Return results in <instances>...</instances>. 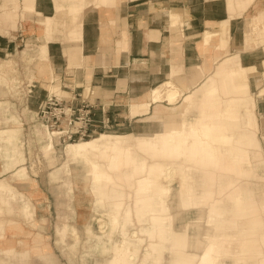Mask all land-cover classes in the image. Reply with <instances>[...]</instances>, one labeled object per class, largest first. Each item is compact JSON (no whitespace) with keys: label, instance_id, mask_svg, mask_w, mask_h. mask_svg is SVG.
I'll return each mask as SVG.
<instances>
[{"label":"bare ground","instance_id":"obj_1","mask_svg":"<svg viewBox=\"0 0 264 264\" xmlns=\"http://www.w3.org/2000/svg\"><path fill=\"white\" fill-rule=\"evenodd\" d=\"M46 1L23 0L20 8L23 9L21 15L23 17H32V13L38 15L39 19L37 20L42 21L39 24L40 32L43 34L46 27L52 26L50 24L52 19L57 20V23L53 24L59 26L58 19H54L51 14H43L42 7L46 5ZM50 1H52V6L56 11H63L66 16H69L67 19L70 20L72 27L67 38L70 41L81 40L83 18L91 7H110L117 3V0ZM13 3L15 4V0ZM176 11L178 13L169 12L172 26L175 29L179 27L180 21H182L181 11ZM15 14L11 13L9 8L3 11L4 17L13 18ZM218 31L220 29L204 32L202 43L204 50L215 45L216 35L222 36L221 31ZM43 49L47 52L46 47ZM214 59H218V54L213 55ZM256 62H259L264 68V48L262 54L251 56V61L245 60L242 54L233 52L232 55L226 56L218 62L217 75L209 74L195 92H186L183 87L178 86L172 80H167L141 96L153 104L154 115L159 116V118L164 115L166 110L178 106L180 111L174 112L165 121H143L135 125L137 126L136 129H101L94 136L70 140L62 146L63 159L60 170L67 175L73 173L74 176H77L78 171L74 165L82 166L83 176L87 181L90 180L93 183L89 191L94 193L96 204L103 208L104 213L110 218L111 231L107 233L108 237L113 236L114 231L121 223V210L125 198L124 182H128L129 186L133 187L137 209L142 212L145 211L147 220L154 225L152 231H147L152 251L149 247H144L145 254H151L156 248H160L161 251L164 250L166 243L174 238L176 245L183 248L180 254L183 259H173L171 264H211L215 260L213 252L216 243L211 238L213 225L206 209L197 208L196 214L190 218L184 214L186 210L196 208L192 197L196 174L208 182L214 179V172L219 169L236 171L241 174L252 173L250 153L245 145L259 146L260 141L257 136L259 121H256V116L247 105H244L245 108L243 109H238L237 104L239 102L249 101L247 96L240 98L236 95L228 99L222 98L221 87H226L227 82L226 80L223 81L221 76L222 74L227 77L234 76L237 71L248 68L250 64H258ZM3 65H0L1 77L7 73V62ZM35 66L38 67L36 77H44L50 74V64L47 62H38ZM52 67L54 68L53 65ZM261 76L260 71H255L251 75V85L254 89L256 85L258 86L255 100L257 102H260L264 97V82L261 83ZM41 83L47 86L48 96L61 93L58 78L52 77L45 82L41 81ZM4 85L1 93L7 94L10 88L7 83ZM164 85L165 87L167 85L168 89L166 94L164 93L166 98L161 100ZM247 86L243 89V95L244 93L249 94L251 90ZM261 87L263 88L259 89ZM37 93L40 91L37 90ZM132 100L136 101L137 98ZM177 101L179 105H176ZM1 103L9 105L10 101L4 98L0 100ZM259 115L264 127V112L261 111ZM42 124L46 126L44 123ZM22 129L21 126L14 124L3 126L0 128V140L4 141L7 146L21 142ZM36 132L40 140L43 141L44 154L50 157L57 150L55 143L57 141L53 139V137L57 139L55 133H52L47 126L46 129L37 126ZM121 146H134V148L130 151L119 152L118 149ZM136 149L143 152L137 153ZM7 152L8 149H5L3 155H6L9 160H13L12 157L7 156ZM253 154L255 155L254 152ZM18 156L22 164L12 171L11 177L18 180H28V184L36 186L38 183L30 177L28 168L23 163L25 160L24 152L21 151ZM115 169L122 173V180L119 179L121 177L117 173L116 175L113 173ZM52 177L53 180L62 178L57 171L52 172ZM6 178V176L0 178V264H34L32 257H28L27 253L29 247L35 248L36 244L28 245L22 241H29L34 237V232L26 226L25 222L31 226H39L36 210L32 200L23 191L6 181ZM176 178H178L177 184L175 183ZM66 183L67 180L64 181V184ZM231 185V182L225 184L220 182L217 192H221ZM212 192L208 190L207 195L211 196ZM16 201H19L18 209L25 218L24 221L19 217L20 212L15 211L14 202ZM242 203L244 207L252 205V194L249 188L244 189ZM124 210L131 217L130 208L128 210L124 208ZM179 221L183 222V225L192 226L193 232L182 234L174 231L175 229L172 228ZM67 230L73 234V237H78L76 226L68 224L63 229H58L63 240ZM132 233L134 234L135 230L130 232V235ZM138 238L142 245L145 238ZM71 248L75 251L77 244L72 245ZM111 248L114 256L108 264H123L126 254L130 252L129 256L132 258L138 250V248L132 247L125 237L121 239L119 244ZM84 260L83 263L88 264L85 257ZM260 262L264 264V257L261 258Z\"/></svg>","mask_w":264,"mask_h":264},{"label":"crops","instance_id":"obj_2","mask_svg":"<svg viewBox=\"0 0 264 264\" xmlns=\"http://www.w3.org/2000/svg\"><path fill=\"white\" fill-rule=\"evenodd\" d=\"M51 2L47 0L46 5L42 7V11L44 14H51L54 19H58L59 26L53 24L57 23V20L52 19L50 21L52 26L46 27L43 40L33 45L32 50L28 51L34 56L31 60L36 63L47 62L50 64V69H54L52 65L61 67L62 70L73 67L76 72H79L80 77L85 78V80L90 79L94 87H99L102 93L108 91L115 93V103L122 104L124 111H120L121 106L110 105V108L112 111L117 109L118 113L116 114H123L125 117V113L128 112L129 119L130 117L139 116L135 125L143 121H165L174 112L166 110L164 115L159 118V116L154 115V107L151 106L148 113L137 112L134 114L131 113L129 108L130 100L144 96L167 80H172L178 86L183 87L185 91H194L196 88L201 87L206 77L211 74L210 71L216 64L213 63L215 62L213 55H225L219 59L221 61L226 56L232 55L233 52H238L244 56L245 60L251 61V56L262 54L264 47V33L262 31L259 33L260 30L264 29V0H117L115 6L96 7L97 9L91 7L87 11L83 18L82 38L78 41H70L67 38L72 27L70 20L67 19L69 16H66L63 11H56ZM10 3L12 4L13 0ZM2 4L3 1L0 0V17L3 18L0 30L3 33L15 29V26L20 23V19H25L28 23L32 22L30 26L27 25V28L30 30L37 29L40 32L39 24L42 21L37 20L39 17L36 19L37 25L31 21V17L19 16L20 18L17 17L15 20L8 17L4 18L1 9ZM175 8L181 11L180 14L182 13L180 15L182 21H180L177 29L172 26L169 16L170 10ZM17 13L19 15V11ZM32 14L36 15L35 13ZM61 15L66 16L65 21L61 20ZM224 28H229L227 46L219 47L216 44L210 49L204 50L202 44L204 32L216 29L222 31ZM259 34L261 41L259 40ZM59 36H62L66 44L58 47L57 53L54 54L51 49L55 43L50 41L57 39ZM248 38L249 42H247ZM60 44L62 45V43ZM43 47L47 48V52L44 51ZM12 48L11 39H7L5 34L0 33V53L11 51ZM256 63H258L259 70L263 74V67L259 62ZM36 69L38 70V68ZM62 76L67 78L64 73ZM69 79L73 80L74 78ZM255 87L258 88L257 85ZM263 101L264 97L259 102V108L264 107ZM27 105L30 107L29 100ZM0 110L4 111L2 108ZM12 116L17 120L16 114H12ZM10 120L12 119L5 116L4 120H0V122L6 125ZM136 128L137 126H135ZM257 133L260 141L259 146L247 148L250 153L252 173L239 174L236 171L219 169L214 172V179L208 182L200 178L199 174H196L192 197L198 202L199 206L188 209L183 214L190 218L193 214H196L197 208L206 209L209 214L213 225L211 238L216 243L213 252L215 260L211 264H261L260 260L264 257V143L263 133L261 132L262 135L259 131ZM28 134L29 132H26L23 136L26 157L29 153L27 150L29 145ZM6 147L8 146L5 145L2 148ZM3 153L4 150L0 153V159L4 157L6 164L5 167H2L1 161L0 174L10 167L17 166L19 162L21 163V161L9 160ZM74 166L79 167L78 164ZM60 167L61 164H58L51 170L50 178H53V171L59 172L61 177L67 175L60 170ZM77 171L80 174L78 169ZM220 182L224 184L231 182L232 185L221 192H217ZM245 188H249L252 194L251 204L253 205L247 207H244L242 203ZM208 190L213 191L211 196L207 195ZM41 191L43 194L39 192L33 195V198L35 199L38 224L47 231L51 228L53 220H55L54 224L59 220V208L56 210L53 197L49 196V193L46 196L43 189ZM74 201V223L70 221H59L57 223L56 244L69 247L72 252V256L69 257L77 258L82 264L85 261L84 257L86 262L89 263L87 256L91 260L90 264H108L114 255L110 259L109 256L101 261L96 259L93 253L94 239H90L89 248H86L77 256L80 241L79 227L85 224L89 213H86L87 207L85 208L86 212H84V204L80 202V198H77V194ZM253 210L255 212L251 214ZM137 216L139 222L135 223H130L134 219L127 216L130 222L126 230L130 237H132L130 232L133 230L145 231L147 234V231L154 229L153 224L149 223V226H147L144 222H140L141 220L144 221L143 218H147V215L137 214ZM64 217L65 215H62L61 218ZM182 223L181 221L176 222L175 227L173 226L172 229L182 234L193 232L192 226L183 225ZM25 224L34 232V226L29 225L27 222ZM68 224H74L78 231V237H73L74 241L70 244L67 243L66 239L63 240L58 232V229H63ZM91 226L89 222L87 228L90 231H92ZM105 226L106 228L102 231V234L98 235L101 241L97 244H104V247L119 244L121 240L114 238V234L112 237L107 236V233L111 231V228H107L110 226V219L109 221L105 220ZM68 233L73 236L69 230H67L66 235ZM90 233L94 234L93 231ZM104 237L109 241L111 240L112 243L108 245L107 239L106 241L105 239L102 240ZM147 237L148 242H150V237L148 235ZM126 241L129 244H134H131L132 247L138 243L139 246H142L139 238L128 237ZM175 241L176 239H171L169 244L166 243L164 250L161 251L160 248H156L149 255L144 252L131 258L129 254H126L122 263L171 264L177 258L183 259L180 256L183 248L176 245ZM74 244H77L75 251L71 248ZM48 245V243H45L43 247L48 249ZM136 253H138V250ZM34 256H32L33 263L37 264ZM50 258L51 263L47 260L48 263L59 264L57 257Z\"/></svg>","mask_w":264,"mask_h":264},{"label":"rangeland","instance_id":"obj_3","mask_svg":"<svg viewBox=\"0 0 264 264\" xmlns=\"http://www.w3.org/2000/svg\"><path fill=\"white\" fill-rule=\"evenodd\" d=\"M2 1H3V4L1 5V9L3 11H5V9L9 8V11L11 13H16L15 15H13L14 20L19 16L21 17V15L23 13V9H20V8H21L23 0H15V4H13V3L11 4L10 3L11 0H2ZM166 10H167V8H166ZM174 10L175 9H171L170 11L177 12L176 10L175 11ZM18 11H19V15L17 13ZM0 16H1V14H0ZM37 17H38V15L32 14L31 21H33V23L35 25H37V21H36ZM60 17H61V20H63V21L66 20V16L61 15ZM8 18H10V17H8ZM2 19L3 18L0 17V24L2 22ZM19 22L20 23L17 26H15V29L10 30V32L8 31L6 33H3V31L0 30V33L5 34L7 39H11V42L13 45V48H12L13 50H11V51L9 50L8 52H1L0 53V65H3V63L7 62V66H6V68H7L6 72L7 73H5L4 77H1V75H0V100L7 98L11 103L9 105L3 104V103L0 104V108H2L4 110V111L0 110V120H4L5 116H6V118L12 119V120H10V122H7L6 125H5V123L0 122V127H2V125L7 126V125L14 124L17 126H21L23 129H22V134H21V142H17V143L12 144L11 146H8L6 148H2L3 146H5V145H3L5 142L0 140V153L2 150L8 149L7 156L12 157L14 162L21 161L19 159L18 154L21 151H23L25 154V150H24L25 146H24L23 136L26 132H29V134H28L29 145L27 148L29 153L27 154V157L25 154V160L23 163H25V165L27 166L30 177L32 179H35V181L38 184L36 186L35 185L33 186V185H30V183L28 184V180H18L16 178L13 179L11 177L12 171L15 169V167L22 164V162L21 163L19 162L17 166L10 167V168L6 169L2 174H0V178H2L3 176H6L7 177L6 181H9L10 183H12V185L14 187L18 188L20 191H23L32 200V204H33L35 210H36V205H35V199L33 198V195H36L39 192H41L40 194H43L41 189H43V191L46 193V196L49 193L50 194L49 196L53 197L52 199L54 201V204L56 205V210L59 208V210H58V219L59 220L57 222H55V224H54L55 220H53V223L51 224V228H49V230L46 231L42 226H34V228H33L34 229V233H33L34 237L31 238V240H29V241H27V240L22 241L23 243L25 242L28 245L36 244L35 248L29 247V251L27 253V256L32 257V256L36 255V256H34L35 257L34 260L37 264H50L51 263L49 261L51 259L50 257H57V262L59 264H82L81 262H79V260L77 258H70L69 257V256H72V252H71L69 247L61 246L60 244H56V242H55L57 223L59 221H67V222L70 221V222L74 223V215H75L74 198H75V195L77 194V198H80V202H82V204H84L83 205L84 210H85L84 212H86L85 208L87 207L88 210L86 213H89V217L87 218L85 224L81 227L78 226L80 229V231H79L80 232V241H79L77 256H78V254L82 253L83 250H85L86 248H89L88 246H90V239H94L93 243H95V246L93 247L94 248L93 253L95 254V258L99 259V261H101L103 258L106 259V256H109V259H110L114 255L112 248L110 246L104 247L103 246L104 244H101V245L97 244V242L99 243L101 241V239H99L98 235L102 234V231L106 228L105 220L109 221L110 218L108 215H106L104 213L103 208H100L96 204L94 193L92 191L91 192L89 191L90 188H92L93 183L90 182V180L87 181L86 178L83 176L82 166L79 165V167L78 166L76 167L79 170L80 174H82V175L78 174V176H74V174L72 173L70 175H63L62 178H59L57 180H53L52 178H50L51 170L56 165L61 164V161L63 159L62 146L65 145V143L67 141L66 142H60L58 139L53 137L54 141L55 140L57 141V142H55L56 146H57V150L50 157H47L44 154L43 147H42L43 141L40 140V137L38 136V134L36 132L37 126L46 129V126H44L42 124V121L40 120L39 115H38L39 107L43 104V102L48 97V95H47L48 88H47V86L42 84L41 81L45 82L46 80H49V78H52V77L58 78V81L60 82V86H61L59 88V90L61 91V93L59 95L66 96V97H72V96L74 97V95L76 93H83L84 92L85 96L88 95L92 101L95 100L94 101V103H95L94 111L96 114L95 115L96 120H98V121L101 120L102 116L105 115L104 113H106V115L110 117V121H109L110 123L107 126H103L102 124L97 126V131L94 135H96L101 129H112V130L117 129V128H119V129H135V123H136L139 116L130 117V119H129L128 114H127L128 112L125 113L126 117L123 114H120V115L116 114V113H118L117 109L112 111V109L110 108V105L121 106V107L123 105L122 104L119 105V103H115V99H116V97H114L115 93H113L111 91L102 93L99 87H97V86L94 87V85L92 84L90 79L85 80V78L83 79L82 77H80L79 72H76L73 69V67H69L68 69L62 70L61 67L54 66L55 70L51 69V71H49L50 74L45 75L44 77L43 76L42 77H39V76L36 77V73H37L36 68H38V67L35 66L36 62L34 60H31V58L34 56L32 55L31 52L28 53V51L32 50V48L34 47L33 45H36L43 40V33L39 32V30H37V29H34V30L28 29L27 25L29 24V26H30L32 22L28 23L27 21H25V19H20ZM228 29L229 28H224V30H222L221 32L218 31L222 34V36L221 37H218V35L215 36V38H216L215 45L218 44L219 47L227 46V43L229 41ZM261 31L264 33V29L260 30L259 33H261ZM259 40L261 41L260 34H259ZM50 42L55 43L52 45V49H51L52 53H54V54L57 53V50L59 49L58 47L66 44L63 41L62 36H59L57 39H54ZM247 42H249V38L247 39ZM60 43H62V45ZM26 51L28 54L26 53ZM224 56L225 55H221V56L219 55L217 60L214 59L215 62H213V63H216V64L215 65L213 64L214 66H213L212 70L210 71L212 75H217L216 71H217L219 59H221ZM43 62L44 61H42V63ZM74 66H78V65H74ZM241 70L242 71H237L238 74L236 73L234 76H230V77L224 76L222 74L221 78L223 81L226 80L227 84H226V87H223V86L221 87V91H222L221 96L223 99H228L229 97L236 96V95L240 98L246 97V96L249 98L248 102H245V101H244V103H243V101L239 102V104H237L238 109H240V108L243 109L247 105L253 111L254 115L256 116V121L257 122L259 121L258 131L260 133L261 132L263 133V142H264V127H263V123L260 120L261 118L259 115V114H261V111L264 112V107L261 106V110H260L259 102L255 101L257 98L256 88L254 89L253 85H251L252 84L251 75L255 71H260L259 66H258V64H252V65L250 64L248 66V68L246 67L245 69H241ZM263 72H264V68H263ZM0 73H1V71H0ZM63 73H64V76H67V78L62 76ZM76 75H77V79H76ZM68 77L69 78L73 77L74 79L71 80ZM263 78H264V73L262 74L261 83L264 82ZM233 82H235V83H233ZM4 83H7V86L10 88V91L7 94L1 93L3 88L5 87ZM48 84H50V83H48ZM248 84H249V86H247ZM246 86L248 89H251L249 91L250 95L245 94V93L243 95V89L246 88ZM233 88H235V89H233ZM262 88L263 87H261L259 89H262ZM90 89L93 91V93H91ZM167 89H168L167 85H166V87L164 85L163 97L160 98L161 100H164L166 98L165 94H166ZM196 89L194 90V92L196 91ZM223 89H226V90L223 91ZM37 90H39L40 93L36 94ZM186 92H190V91H186ZM54 94H56V93H54ZM252 94L253 95L255 94L254 95L255 97ZM28 100L30 101V107L27 105ZM147 100H148L147 98H142V97L137 98L136 101L130 100L129 101V108H130L131 113H134V114H136L137 112L148 113L150 111L151 106H153V104H150ZM225 103H227V102H225ZM176 105H179L178 101L176 102ZM263 105H264V101H263ZM9 106H10V108L8 110ZM127 106H128V103H127ZM120 111L123 112L124 108L122 107L120 109ZM168 111L179 112L180 109L177 106V107H173L172 109H169ZM12 114L17 115L16 116L17 120L12 118V117H14V116H12ZM262 133H261V135H262ZM213 134H215V132H213ZM212 136H215V135H212ZM85 138H87V137H85ZM251 147H253V145H249V144L245 145V148H251ZM133 148H134V146H129V147L128 146H121L118 150H119V152H122V151L125 152V151L133 150ZM135 151H137V153H140V154L143 152L140 149H136ZM1 161H2V167H5V164H6L5 158L2 157L0 159V166H1ZM51 161H52V163H51ZM2 167H0V169ZM113 173L115 175L117 173L119 175V177H121L119 179H121V180L123 179V175L120 172V170L115 169V170H113ZM239 174H241V173H239ZM162 179H164V178H162ZM177 179L178 178H176V180H175L176 184L178 183ZM65 180H67L66 184H64ZM193 185H194V183H193ZM124 190H125V192H124L125 198H124V205L122 206V210H121L122 211L121 212V224L118 226L117 230L115 231L114 238H116L117 240H121L124 237L126 239L128 237L134 238V239H136L138 237H143V238H145V240L142 241V246H139L138 245L139 243L134 246V247L138 248V253H135L134 255H138L139 253L143 254L145 252L144 247H149V249L152 251L151 246L148 244L149 239H148L145 231H139V233H138L135 230V233L134 234L132 233V235H131L132 237H130L127 233L126 229L129 225L130 221L127 217L129 214L126 215V211L124 210V208H126V210H128V208H130L129 213L132 214L131 219L132 218L134 219L133 222H130V223L139 222L137 219V217H138L137 214H143L144 213L143 215L146 216L147 213L145 211L142 212V211L137 209L135 193H134L133 187L129 186L128 182H124ZM194 201H195V204L197 206L198 202L195 199H194ZM14 203H15L14 204L15 205V211L20 212L19 211L20 209H18L19 201H16ZM41 204H42V202H41ZM2 212H4V211H2ZM253 212H255V211L253 210L251 212V214ZM62 215H65V217L61 218ZM19 217L21 220L25 219L23 217V215L21 214V212L19 213ZM143 220L144 221L141 220L140 222H144L145 224H147V226H149V221L147 220V218H143ZM89 222L92 225L91 230L93 231L94 234H97V235L90 233L92 231L88 230L87 224ZM131 226L134 227L133 225H131ZM107 228L110 229V226ZM125 232H126V234H125ZM50 234H51V236H50ZM133 235H136V236H133ZM52 236H54V237L52 238ZM65 239H66L67 243H69V244L73 243V241H74V238L70 233H68L66 235ZM87 239H88V241H87ZM104 239L106 241L107 238L104 237L102 240H104ZM53 240H54V242H53ZM45 243L49 244L47 247L48 249H45V247H43ZM54 243H55V245H54ZM107 243H108V245H110L112 243V241L111 240L109 241L107 239ZM130 244H132V243H130ZM167 244H169V242ZM132 245H134V244H132ZM55 249H56V251H55ZM87 259L89 260L88 264H90L91 260L88 256H87ZM47 260L50 263H48Z\"/></svg>","mask_w":264,"mask_h":264},{"label":"built area","instance_id":"obj_4","mask_svg":"<svg viewBox=\"0 0 264 264\" xmlns=\"http://www.w3.org/2000/svg\"><path fill=\"white\" fill-rule=\"evenodd\" d=\"M94 101L84 92L76 93L74 97L53 94L39 107L38 115L60 142L90 137L96 133L97 126L110 123L106 113L101 120H96Z\"/></svg>","mask_w":264,"mask_h":264}]
</instances>
